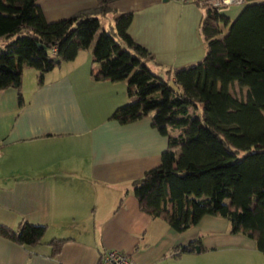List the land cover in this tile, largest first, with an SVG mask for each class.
Instances as JSON below:
<instances>
[{
	"label": "crops",
	"instance_id": "1",
	"mask_svg": "<svg viewBox=\"0 0 264 264\" xmlns=\"http://www.w3.org/2000/svg\"><path fill=\"white\" fill-rule=\"evenodd\" d=\"M96 2L36 0L48 22L89 11ZM107 5L113 18L131 12L126 33L148 53L142 61L154 74L165 76L168 68L202 59L201 6L175 0ZM241 7L218 11L233 19ZM24 69L21 105L14 88L0 91V224L15 227L24 220L46 230L31 248L0 236V264H97L108 249L127 252L137 264H247L240 254L255 250L254 241L229 233L224 217L204 214L178 232L138 209L131 181L159 164L167 137L149 116L127 123L110 117L132 98L123 80L93 78L98 66L90 64V51H78L45 72L40 84ZM196 238L204 250L178 257L170 252ZM51 239L64 241L48 256Z\"/></svg>",
	"mask_w": 264,
	"mask_h": 264
},
{
	"label": "trees",
	"instance_id": "2",
	"mask_svg": "<svg viewBox=\"0 0 264 264\" xmlns=\"http://www.w3.org/2000/svg\"><path fill=\"white\" fill-rule=\"evenodd\" d=\"M107 2L97 0L89 11L48 22L36 0H0V91L14 88L21 105L24 67L36 71L40 84L45 72L90 47V64L98 66L93 78L123 80L132 98L110 117L127 123L149 116L167 137L159 164L131 181L138 209L178 232L204 214L224 217L229 233L254 241L264 264V0H244L233 19L202 5V59L168 68L166 76L150 70L142 61L148 53L126 33L130 11L101 28ZM233 82L246 87L245 99L229 92ZM45 230L24 220L15 227L0 224L1 237L25 248L40 243ZM63 241L49 240L48 256ZM195 246L204 250L196 238L170 252L178 257Z\"/></svg>",
	"mask_w": 264,
	"mask_h": 264
},
{
	"label": "built area",
	"instance_id": "3",
	"mask_svg": "<svg viewBox=\"0 0 264 264\" xmlns=\"http://www.w3.org/2000/svg\"><path fill=\"white\" fill-rule=\"evenodd\" d=\"M178 2H193L199 6L207 5L214 10L229 4H243L244 0H175ZM54 53V50H52ZM1 155V151H0ZM97 264H137L130 254L115 249H108L102 252Z\"/></svg>",
	"mask_w": 264,
	"mask_h": 264
},
{
	"label": "rangeland",
	"instance_id": "4",
	"mask_svg": "<svg viewBox=\"0 0 264 264\" xmlns=\"http://www.w3.org/2000/svg\"><path fill=\"white\" fill-rule=\"evenodd\" d=\"M232 6H234V4H232ZM112 18H113L112 12H110L104 18L100 19L101 28H107V26H108L107 23H111ZM222 28H223V26L220 25V29H222ZM96 35L97 34H95V36L93 37L91 43H93L94 40L96 39ZM2 45L3 44L0 42V47H2ZM86 50L90 51V47H87L85 49H81L79 51L85 52ZM24 68H23L24 72H29V74H34V75L36 74V71L33 68H30V67H24ZM29 74L24 76L25 80H28V78L30 76ZM27 76H28V78H27ZM228 90L236 98L245 99V97H246V92H247L246 87L239 86L235 82H233L229 85ZM89 222H90V220L87 222V224ZM230 254H229L230 256L234 255L232 251H230ZM240 256L243 257L245 260H247V264H262V261H263L262 254L257 249L253 250L252 252H250L249 250H246L245 252H242L240 254Z\"/></svg>",
	"mask_w": 264,
	"mask_h": 264
},
{
	"label": "water",
	"instance_id": "5",
	"mask_svg": "<svg viewBox=\"0 0 264 264\" xmlns=\"http://www.w3.org/2000/svg\"><path fill=\"white\" fill-rule=\"evenodd\" d=\"M198 250H199L198 246H195V251H198Z\"/></svg>",
	"mask_w": 264,
	"mask_h": 264
}]
</instances>
